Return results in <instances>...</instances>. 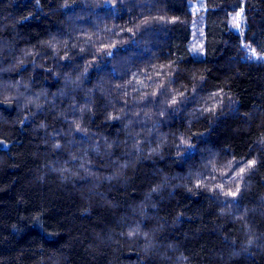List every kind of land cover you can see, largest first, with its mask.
Returning <instances> with one entry per match:
<instances>
[{
	"label": "trees",
	"instance_id": "trees-1",
	"mask_svg": "<svg viewBox=\"0 0 264 264\" xmlns=\"http://www.w3.org/2000/svg\"><path fill=\"white\" fill-rule=\"evenodd\" d=\"M193 1L0 0V264H264V0Z\"/></svg>",
	"mask_w": 264,
	"mask_h": 264
},
{
	"label": "snow or ice",
	"instance_id": "snow-or-ice-1",
	"mask_svg": "<svg viewBox=\"0 0 264 264\" xmlns=\"http://www.w3.org/2000/svg\"><path fill=\"white\" fill-rule=\"evenodd\" d=\"M242 16H243V9H241L239 12H237L235 14L234 17H232V22H233V27L239 31H242L241 28V22H242ZM163 19V18H161ZM177 18H173L172 22H175ZM244 47H249L248 45H243ZM192 51L196 54H201L203 52V46L202 45H194L192 48ZM251 57L250 58H257V59H264V56L261 57H256V53H255V49H251ZM107 55L111 56L112 53L108 52L106 53ZM163 67V66H162ZM85 71H87V69H85ZM160 73H157V75H159ZM170 82H174V81H170ZM129 83H131V81H129ZM117 87H122L117 85ZM195 91V89H194ZM153 96H157V93H153ZM159 95L163 96L165 95V90L164 89H160L159 90ZM219 93H212V97H216L218 96ZM188 97H186L185 93H180L179 98L173 96L172 99L170 101H167L165 104V107H171V110L173 112L178 111V108L176 107V105H178L179 103H182L185 99H187ZM140 99L145 100L147 99L149 103L155 102L156 104H161L164 103L162 102L159 97H157V99L155 101H152L151 99H148L146 97H141ZM192 99H195V97L193 96ZM214 109L209 108L207 109V111H213ZM161 116L165 115L164 111H160L159 113ZM138 115V114H137ZM109 119H115V120H119L120 116H110ZM77 129L79 130V125H77ZM56 148H60V145L57 144L55 145ZM183 147L185 149V152L187 154H194L195 151V145L193 144H189L187 143L186 140L181 139L180 144L178 145V148ZM155 151V150H154ZM190 158V155H189ZM245 163L243 158H241L239 161L233 160L230 161L228 164V168L232 170V176L234 179L238 178V179H243L245 173L249 170H252L255 168L256 166V161L255 160H249L246 162L245 167H239L240 164ZM235 167H239V171L236 172L235 171ZM227 173H221V176H226ZM204 186V182L202 179H197L196 181V187L200 188ZM211 191H218L220 194L224 195V196H228V197H232V198H236L238 196V194L241 192V188L239 185L236 186L235 191H232L231 189H229L228 191H224V185L223 184H217L215 185V187L213 189H210ZM232 203H238V201H236L235 199H233ZM137 231H133L130 232L129 235H135L137 234ZM249 243H251V241H249Z\"/></svg>",
	"mask_w": 264,
	"mask_h": 264
},
{
	"label": "rangeland",
	"instance_id": "rangeland-1",
	"mask_svg": "<svg viewBox=\"0 0 264 264\" xmlns=\"http://www.w3.org/2000/svg\"><path fill=\"white\" fill-rule=\"evenodd\" d=\"M191 4H192V9L195 10V11H197L198 9H200V7H202V0H194L193 3H191ZM236 13H234V14L231 15V24L230 25H231V27L234 30L239 31V30H237V29H235L233 27V22H232V17H234ZM241 28H242V31H243V29H244V18H243V16H242ZM195 29H196V26L194 27V35H193L192 41H191L192 47L194 45H200L201 44V35H202V33H200V32L199 33H196L195 32ZM242 31H239V32H242ZM246 48L249 50V52H251L250 51L251 50L250 47H246ZM256 57H260V56H258V54H256Z\"/></svg>",
	"mask_w": 264,
	"mask_h": 264
}]
</instances>
